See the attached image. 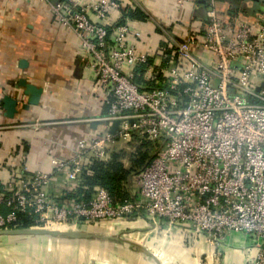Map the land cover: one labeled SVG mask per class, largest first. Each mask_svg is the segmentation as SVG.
<instances>
[{
	"label": "built area",
	"instance_id": "obj_1",
	"mask_svg": "<svg viewBox=\"0 0 264 264\" xmlns=\"http://www.w3.org/2000/svg\"><path fill=\"white\" fill-rule=\"evenodd\" d=\"M216 2L207 0L206 21L200 29L186 26L185 39L150 18L161 41L149 55L132 41L140 40L142 22L120 23L124 8L118 0L47 1L106 95L109 111L100 121L107 129L79 141L71 160H53L50 173L21 167L0 179V231L22 230L21 215L33 218L25 230L59 232L145 216L168 228L190 226L215 243L246 235L259 249L245 264H264V8L256 22H244L241 2L226 24ZM188 3L200 9L197 0H177L176 7ZM197 48L209 54L208 61L194 53ZM141 68L146 82L162 86L137 85ZM134 133L160 149L131 179L130 198L115 202L96 187L84 200L83 177L94 162H108L114 147ZM59 179L67 184L56 193Z\"/></svg>",
	"mask_w": 264,
	"mask_h": 264
},
{
	"label": "crops",
	"instance_id": "obj_2",
	"mask_svg": "<svg viewBox=\"0 0 264 264\" xmlns=\"http://www.w3.org/2000/svg\"><path fill=\"white\" fill-rule=\"evenodd\" d=\"M45 1L0 0L2 181L21 167L30 173H50L53 160H71L78 152L79 141L101 135L107 129L100 121L109 111L106 95L92 72L84 68V61L78 60L75 36L50 12L47 1L53 4L60 0ZM118 1L124 8L120 23L134 20L124 17L127 8L138 9L147 17L139 26L140 40H132L141 53L155 55L160 45L161 36L150 18L172 26L183 39L186 26L192 23L200 29L204 24L196 15L204 8L203 0H197L199 10L194 9V3L178 10L177 0ZM241 2L217 0L219 16L226 24L234 18L230 11H238ZM241 18L244 22H256L244 13ZM117 19L115 13L110 20L114 23ZM194 53L204 61L210 58L198 48ZM22 61L27 63L24 68L20 66ZM20 79L43 89L39 106L24 109L28 97L23 95V88H18ZM6 96L19 100L18 114L13 120L5 116ZM27 123L38 126L26 127ZM57 181L56 193H60L67 181ZM67 232L83 236H0V264H245L248 256L259 249L243 234H230L227 241L215 243L207 235L197 236L190 226L168 228L165 222L153 224L145 216L121 224H81L75 229L67 227L63 234ZM133 245L143 246L149 255L139 254Z\"/></svg>",
	"mask_w": 264,
	"mask_h": 264
},
{
	"label": "trees",
	"instance_id": "obj_3",
	"mask_svg": "<svg viewBox=\"0 0 264 264\" xmlns=\"http://www.w3.org/2000/svg\"><path fill=\"white\" fill-rule=\"evenodd\" d=\"M124 17L143 21L147 20V17L138 9H125ZM232 17H236L237 11H230ZM144 68L138 70V76L135 77V83L139 86H143V89H154L161 87L155 86L150 82H146L143 78ZM162 80V79H161ZM127 159L123 153H113L111 159L108 162L95 161L90 172L83 178L86 183V195L83 198L88 201L94 193L96 187L105 188L115 202H122L130 198V186L131 179L134 175H138L153 159V156L149 155V152H142V148L139 151L137 157L131 158V166L126 169L123 165V160ZM33 218L29 216L21 215L20 224L18 228L28 229L33 226Z\"/></svg>",
	"mask_w": 264,
	"mask_h": 264
},
{
	"label": "water",
	"instance_id": "obj_4",
	"mask_svg": "<svg viewBox=\"0 0 264 264\" xmlns=\"http://www.w3.org/2000/svg\"><path fill=\"white\" fill-rule=\"evenodd\" d=\"M249 3H252V6L249 7ZM203 5V9L199 10L196 15L199 18H202L204 21H206V4L207 0H203L201 2ZM264 8V0H242V4L240 6L241 11L244 13L245 17L247 18H253L256 17L259 13L262 12ZM78 60L80 61L81 58L79 57ZM78 61V63H79ZM27 63L25 61L20 62V66L22 68L26 67ZM79 71L82 72V69H79ZM18 88H23V95L28 97V101L26 106L24 107L25 110H29L30 107H37L40 105L41 98L43 95V89L38 88L33 84H30L25 79H20L18 83ZM264 88V85H263ZM3 104L5 106V116L8 119L13 120L15 116L18 114V106H19V100H16L10 96H6L3 99ZM120 122L116 121L113 123L110 134L113 136H116L118 134ZM64 232L59 231H48V230H9V231H0V236H40V235H48V236H61L64 235L65 237L73 238V239H79L83 235L75 232H67L63 234ZM133 248L136 249V251L139 254L143 255H149V252L146 248L143 246H137L133 245Z\"/></svg>",
	"mask_w": 264,
	"mask_h": 264
},
{
	"label": "rangeland",
	"instance_id": "obj_5",
	"mask_svg": "<svg viewBox=\"0 0 264 264\" xmlns=\"http://www.w3.org/2000/svg\"><path fill=\"white\" fill-rule=\"evenodd\" d=\"M29 124V123H27ZM142 148V152H149V155L153 156L155 153L159 151V146H154L150 141H148L145 136L140 133H134L130 139L126 142H119L114 147V153H123L129 158L124 159L123 165L126 169H129L131 166V158L137 157L140 149ZM63 230V229H62Z\"/></svg>",
	"mask_w": 264,
	"mask_h": 264
},
{
	"label": "flooded vegetation",
	"instance_id": "obj_6",
	"mask_svg": "<svg viewBox=\"0 0 264 264\" xmlns=\"http://www.w3.org/2000/svg\"><path fill=\"white\" fill-rule=\"evenodd\" d=\"M242 4V3H241Z\"/></svg>",
	"mask_w": 264,
	"mask_h": 264
}]
</instances>
